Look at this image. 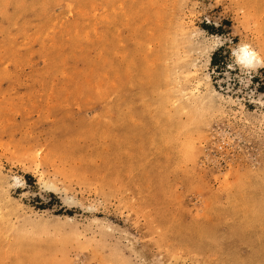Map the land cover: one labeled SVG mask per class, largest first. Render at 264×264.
Returning a JSON list of instances; mask_svg holds the SVG:
<instances>
[{"label": "rangeland", "instance_id": "rangeland-1", "mask_svg": "<svg viewBox=\"0 0 264 264\" xmlns=\"http://www.w3.org/2000/svg\"><path fill=\"white\" fill-rule=\"evenodd\" d=\"M263 251L264 0H0V264Z\"/></svg>", "mask_w": 264, "mask_h": 264}, {"label": "bare ground", "instance_id": "bare-ground-1", "mask_svg": "<svg viewBox=\"0 0 264 264\" xmlns=\"http://www.w3.org/2000/svg\"><path fill=\"white\" fill-rule=\"evenodd\" d=\"M168 30H170V29H168ZM165 31H166V30H165ZM170 31H172V30H170ZM165 34H166V33H165ZM165 34H164V35H165ZM161 36H162V35H161ZM165 36H168V34L165 35ZM160 38H161V37H160ZM162 38H163V37H162ZM163 39H164V38H163ZM165 39H166V37H165ZM169 39H170V38H169ZM174 42H175V41H174ZM177 43H178V42H177ZM166 44H167V43H166ZM163 47H164V46H163ZM174 48H175V47H174ZM245 48H247L249 52H251V53L254 54L255 59L253 60V62H252L251 65L246 64V63H243V64H244V65H247V66H252V65L256 64V62L259 61V60H258V57H257V55H256V53L253 52V51H252L249 47H247V46L243 47L242 50L245 49ZM165 49H166V48H165ZM166 50H167V49H166ZM242 50H241V52H240V54H239V60H241V57L243 56V51H242ZM164 53H165V52H164ZM172 53H173V52H172ZM162 99H164V96H163ZM168 99H169V96H168ZM164 100H165V99H164ZM165 101H166V100H165ZM163 102H164V101H163ZM252 198H253V197H252ZM208 235H209V234H208ZM260 252H261V251H260ZM231 253H232V252H231ZM255 253H256V252H255ZM255 253H254V255H255ZM257 253H258V252H257ZM263 254H264V251H263ZM263 254H262V255H263ZM258 255H259V254H258ZM256 257H257V256H256ZM256 257H255V258H256ZM260 257H262V256H260ZM263 257H264V256H263ZM258 258H259V257H258ZM263 259H264V258H263ZM263 259L261 258V260H263ZM258 261H260V260H258ZM258 261H257V259H256V262H257V263H259ZM263 261H264V260H263ZM244 262H245V261H244ZM246 263H247V262H246ZM242 264H243V263H242ZM244 264H245V263H244ZM259 264H262V263H259Z\"/></svg>", "mask_w": 264, "mask_h": 264}, {"label": "snow or ice", "instance_id": "snow-or-ice-1", "mask_svg": "<svg viewBox=\"0 0 264 264\" xmlns=\"http://www.w3.org/2000/svg\"><path fill=\"white\" fill-rule=\"evenodd\" d=\"M243 56L241 57L240 62L251 65L255 56L253 53L249 52L247 48L243 49Z\"/></svg>", "mask_w": 264, "mask_h": 264}, {"label": "trees", "instance_id": "trees-1", "mask_svg": "<svg viewBox=\"0 0 264 264\" xmlns=\"http://www.w3.org/2000/svg\"><path fill=\"white\" fill-rule=\"evenodd\" d=\"M215 58V57H214Z\"/></svg>", "mask_w": 264, "mask_h": 264}]
</instances>
